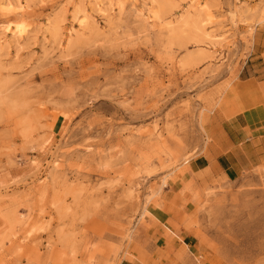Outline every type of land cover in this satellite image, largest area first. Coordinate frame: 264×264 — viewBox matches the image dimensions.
<instances>
[{
	"label": "rangeland",
	"instance_id": "1",
	"mask_svg": "<svg viewBox=\"0 0 264 264\" xmlns=\"http://www.w3.org/2000/svg\"><path fill=\"white\" fill-rule=\"evenodd\" d=\"M235 117L264 136V0H0V264H264Z\"/></svg>",
	"mask_w": 264,
	"mask_h": 264
},
{
	"label": "crops",
	"instance_id": "2",
	"mask_svg": "<svg viewBox=\"0 0 264 264\" xmlns=\"http://www.w3.org/2000/svg\"><path fill=\"white\" fill-rule=\"evenodd\" d=\"M242 118L245 120V117L242 116ZM221 130L223 132V135H221V140L223 141L221 147L232 150L231 157L239 164L242 162L245 164L246 161L243 160L246 158L249 160L250 165L256 164L258 161H264V136L256 140L250 139L246 122L241 124L237 117L229 122L222 121ZM207 165L206 159H199L194 162L197 171L205 170Z\"/></svg>",
	"mask_w": 264,
	"mask_h": 264
},
{
	"label": "bare ground",
	"instance_id": "3",
	"mask_svg": "<svg viewBox=\"0 0 264 264\" xmlns=\"http://www.w3.org/2000/svg\"><path fill=\"white\" fill-rule=\"evenodd\" d=\"M188 13V12H187Z\"/></svg>",
	"mask_w": 264,
	"mask_h": 264
}]
</instances>
